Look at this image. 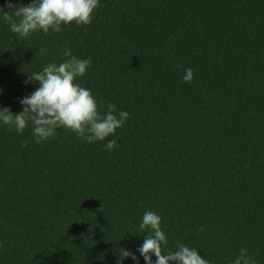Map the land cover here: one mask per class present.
<instances>
[{"label":"trees","instance_id":"16d2710c","mask_svg":"<svg viewBox=\"0 0 264 264\" xmlns=\"http://www.w3.org/2000/svg\"><path fill=\"white\" fill-rule=\"evenodd\" d=\"M93 17L23 38L0 19V106L22 112L29 74L67 48L92 61L76 82L99 111L129 113L95 143L0 123V264H117L121 248L138 257L122 264H146L148 211L165 255L233 264L245 249L264 264V0H99Z\"/></svg>","mask_w":264,"mask_h":264},{"label":"clouds","instance_id":"9594fccd","mask_svg":"<svg viewBox=\"0 0 264 264\" xmlns=\"http://www.w3.org/2000/svg\"><path fill=\"white\" fill-rule=\"evenodd\" d=\"M7 7L14 11H5L0 7V19L10 26L12 33L23 38L38 31L45 34L49 31L61 32L62 24L89 25L94 18V11L99 7V0H33L31 4L20 7L9 0ZM42 51L44 49L39 52ZM61 53L67 58L64 62L50 63L42 71L29 74L25 83L38 82L39 87L21 99L22 112L14 114L10 108L0 106V123L18 133H23L31 124L37 142L48 140L60 128L76 133L88 143L104 141L125 124L129 113L117 112L115 104H108L107 111L101 113L92 92L76 82L86 74L92 61L77 58L67 48L62 49ZM185 73L183 80L191 83L194 79L193 70L187 68ZM116 147L114 139L105 144L109 151ZM140 228L151 230V234L145 237L142 246L137 249L146 264H210L209 260L199 255L196 248L184 245L177 251L163 254L162 245L166 246L168 240L161 229V217L156 213L145 212ZM119 254L117 264H122L123 259L128 257L138 262V257L126 248H121ZM153 255L156 257L155 262ZM233 264H256V261L245 249H241Z\"/></svg>","mask_w":264,"mask_h":264}]
</instances>
